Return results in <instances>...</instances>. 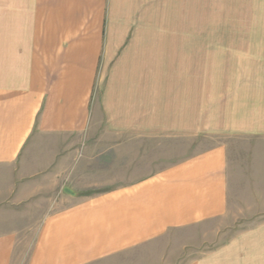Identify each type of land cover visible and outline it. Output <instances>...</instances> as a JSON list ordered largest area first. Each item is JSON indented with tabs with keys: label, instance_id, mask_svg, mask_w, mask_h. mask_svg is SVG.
<instances>
[{
	"label": "crops",
	"instance_id": "0c3cea01",
	"mask_svg": "<svg viewBox=\"0 0 264 264\" xmlns=\"http://www.w3.org/2000/svg\"><path fill=\"white\" fill-rule=\"evenodd\" d=\"M236 1L214 21L264 24V0ZM203 21L204 0H0V264H111L211 225L214 245L181 264H264V69L203 86L185 39L156 47L154 24ZM260 29L229 60L264 61ZM188 132L212 142L145 161Z\"/></svg>",
	"mask_w": 264,
	"mask_h": 264
},
{
	"label": "rangeland",
	"instance_id": "374dc122",
	"mask_svg": "<svg viewBox=\"0 0 264 264\" xmlns=\"http://www.w3.org/2000/svg\"><path fill=\"white\" fill-rule=\"evenodd\" d=\"M227 5H230L231 8L235 7V5L233 6V0H204L203 24H154L156 42H165L164 45H156V47L170 48L172 44L169 45L168 42L173 43L174 40L178 39L181 42L184 39L186 40L185 58L188 75L197 74L196 72L201 70L204 75L202 78L203 86L207 85L210 80V77L205 75L210 74L209 72L213 69H264V61L234 62L229 60V55L224 51L229 47L228 44L240 42L243 38H258L260 28L264 27V24H228V19L226 20L222 14H219V21H214L213 15L215 14L212 15L210 10L218 8L216 6L225 8ZM244 8L247 7L243 6ZM200 47L202 51H200ZM195 49H197V52ZM199 78L195 76L187 77L188 99H194V93H191V91H194L195 79ZM162 79V84L166 85L164 80L169 78ZM211 142L212 138L209 135L200 133L188 132L187 135L182 136L171 135L170 138L155 142L153 149L150 150L149 157L145 156V161L147 163L152 162L155 166H163L194 154L210 145ZM216 229L217 226L211 225L204 228L168 231L148 246H144L139 252L124 253L110 261V263L181 264L185 259L194 257L200 251L212 247L216 241Z\"/></svg>",
	"mask_w": 264,
	"mask_h": 264
}]
</instances>
